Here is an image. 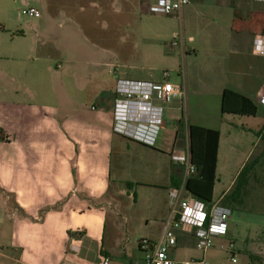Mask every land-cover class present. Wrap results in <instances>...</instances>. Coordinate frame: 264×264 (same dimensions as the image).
I'll list each match as a JSON object with an SVG mask.
<instances>
[{
    "label": "crops",
    "instance_id": "1",
    "mask_svg": "<svg viewBox=\"0 0 264 264\" xmlns=\"http://www.w3.org/2000/svg\"><path fill=\"white\" fill-rule=\"evenodd\" d=\"M33 1L23 0L24 6H33ZM155 1L135 0L134 4L140 12L141 7ZM116 2L110 0L111 5ZM190 4L197 9V19L204 24L198 35L203 31L210 39L204 41L201 36L203 40L199 45L189 50L192 55L188 56L193 59L191 75L195 84L201 87L196 91L197 98L209 93L206 96L214 97L221 106L224 90L232 89L253 99L259 108L256 116H233L257 118L264 110L259 102L264 93V1L190 0ZM78 5L71 4L70 8L77 9ZM103 5L100 0L91 7L102 15ZM73 9L68 16L63 14L66 18L61 37L53 36L50 41H43L41 47L33 48L34 57L30 59L43 63L27 69L25 79L17 81L0 70V261L8 260L12 264H102L105 258L112 257L114 240H111V251L104 249L109 216L120 215V200L125 197L132 198L134 206L140 201L138 188L136 190L129 185L132 181L122 177L123 170L129 167V161L125 159L128 151H136L144 158L154 157V163L143 159L142 167L155 168L159 180L163 173L162 183H140L153 189L150 194H157L148 200L147 208L154 210L153 225L160 226L159 232L147 239L156 240L161 235L169 213V190L175 188L172 176L184 179L183 169L172 160L175 149L181 148L187 140L177 135V112L168 114L175 118L174 126L171 124L172 139L166 125L159 145L155 147L113 132L114 92L109 91L106 81L99 77L104 67H110L116 80L115 65L102 59V50L88 41ZM79 10L82 13L83 9ZM220 24H224L222 42L217 41L218 34L214 33ZM36 35L38 37V33ZM189 39L195 41L194 36ZM257 39L262 40L261 51L256 50ZM52 40L56 46L48 47ZM186 53L183 52V59ZM17 54L20 52L15 50ZM55 56L64 61L57 66L61 70H54L50 65ZM16 58L9 56V59ZM58 74L74 76L79 82V94L69 93L66 77L56 94H41L44 91L38 87V81L46 75L58 77ZM230 115L225 114L215 127L208 125L212 123L207 119L194 125L221 133L213 199L217 181H222L220 172L233 166L234 175H226L231 181L217 199L232 210L233 206L245 201L243 194L231 193L251 153H240L242 148L235 136L240 132L252 133L254 129L227 120L225 116ZM263 134L264 130L259 141ZM115 154L120 157L118 175L113 173ZM160 159L166 161L164 165L159 163ZM180 188L185 189L183 181ZM260 212L264 214L263 210ZM231 218L232 213L229 221ZM227 234L217 238L212 249L217 245L216 241L224 247L222 243ZM245 244L249 261L250 256L264 251V241L260 237L246 239ZM137 248L139 250V245ZM193 249L194 238L179 234L178 247L172 256L180 250L192 253ZM124 253L128 264H141V258L129 257L126 250ZM191 258L196 257L192 255Z\"/></svg>",
    "mask_w": 264,
    "mask_h": 264
},
{
    "label": "rangeland",
    "instance_id": "2",
    "mask_svg": "<svg viewBox=\"0 0 264 264\" xmlns=\"http://www.w3.org/2000/svg\"><path fill=\"white\" fill-rule=\"evenodd\" d=\"M100 0H41L33 1V6L41 12L39 18H30L21 14V8L24 6L23 0H0V70L17 81L25 79V71L31 69L33 64H42L41 60H31L33 48L41 47L43 41H50L53 36L61 37L63 33L64 15H67L70 5L79 4L77 9L72 12L80 21V25L87 35L90 43L102 50V59L110 65H115L118 74L121 77L128 76L132 79L147 80L158 82L163 79L162 72L170 71L171 81L184 85L187 99L184 107L185 118L188 123L201 124L204 120H209L208 125L218 126L222 122L224 115L221 106L215 101L214 97L204 96L197 98L196 91L201 87L195 84L194 76L192 78V58L188 55L191 48L199 45L203 39L210 40L205 35H198L202 29L200 21L197 19V9L192 4H188L182 11L181 17L171 15H158L138 10L135 0H117L114 5L110 4V0H103L102 15H98V10L91 7L92 3H98ZM114 1V0H113ZM146 6L140 8L145 10ZM83 9L80 13L79 9ZM97 11V14H96ZM64 14V15H63ZM68 16V15H67ZM204 25V24H202ZM224 24H220L215 30L217 41H223ZM38 33V37L37 34ZM179 35L182 39L177 40V45H173L175 35ZM194 36L195 41H190L189 37ZM201 36L203 39H201ZM43 39V40H41ZM48 47L56 46L53 40L47 44ZM15 50L20 54L15 55ZM183 52H187L185 60ZM7 55V57L3 56ZM192 55V54H191ZM9 56H16V59H9ZM40 57V56H39ZM64 64L63 60H59L57 56L52 59L50 65L57 69L59 64ZM179 68L184 70L183 76L177 77L176 72ZM69 76V77H68ZM66 77V78H65ZM68 77V78H67ZM69 93L79 94V82L72 75H61L58 77L46 75L43 80L38 81L41 94H56L62 79ZM100 80L106 81L109 91L114 92L116 80L110 67H104V72L99 77ZM174 104L179 105L178 102ZM176 115V114H173ZM227 120H231L238 125L245 127H253L254 132L236 135L241 145L240 153L247 155L250 151L245 165V173L236 181L231 194H238V189L244 188L242 191L245 199L243 204L233 206L232 218L229 223V232L224 242V247H220L218 241L214 249L206 254L207 264H264V251L259 253L260 259L256 262H250L245 254L247 245L246 239L254 240L260 237L264 241V134L260 141L259 135L264 130V110L262 109L257 118L254 117H236L233 115L225 116ZM174 117L167 116V133L172 139ZM173 126H172V125ZM263 129V130H262ZM163 134L161 132L159 140ZM171 134V136H170ZM187 131L184 130L179 138L184 140L187 138ZM170 138L168 140H170ZM184 145L186 142L184 141ZM255 144V145H254ZM159 141L157 142V146ZM119 155L115 154L114 174L118 175ZM125 159L128 166L122 172V177L129 182V185L135 187L140 192L138 194L139 204L134 206L133 199L125 197L120 200L122 203L119 208L120 215H110L107 229L105 233V248L112 250L111 240H114L115 248L112 250V257L109 264H128L125 257V250L129 257L139 260L142 254L139 252L137 245L142 238L155 237L159 232V225H153L155 220L154 210L147 208L148 200L157 196L150 194L153 189L146 184L140 183H162L163 173L160 180L153 167H142L143 159L150 160L154 157H142L136 151L126 152ZM242 159V158H241ZM166 161L159 160L164 165ZM169 166V163H168ZM234 167L226 169L223 174L222 181H217L215 200H217L223 191L228 187L229 181L226 175H234ZM184 178V172H183ZM220 179V178H218ZM231 179V177L229 178ZM247 180V183H246ZM140 181V182H138ZM144 185L145 187H140ZM162 195V194H160ZM233 242L235 246V258L232 259V253L227 251L229 244ZM116 243V244H115ZM196 259L202 258V253L197 249H193L192 253L180 250L176 252L175 259ZM200 257V258H199ZM128 260H130L128 258ZM104 261V260H103ZM0 264H12L10 261H0ZM103 264V262H102Z\"/></svg>",
    "mask_w": 264,
    "mask_h": 264
},
{
    "label": "built area",
    "instance_id": "3",
    "mask_svg": "<svg viewBox=\"0 0 264 264\" xmlns=\"http://www.w3.org/2000/svg\"><path fill=\"white\" fill-rule=\"evenodd\" d=\"M189 3L190 0H156L148 4L142 12L181 17L183 9ZM21 14L30 18L41 16L40 10L33 6H23ZM173 39L175 40L173 45H177L176 41L182 37L176 34ZM255 47L261 51L262 40L257 39ZM113 71L117 74L112 108L113 132L128 140L155 147L167 125L169 112H177L178 122H184V130L188 135L186 144L175 149L172 160L183 169L185 184L195 173V166L191 162L189 124L184 113L187 99L184 85L171 81L170 71H163V79L158 82L121 77L117 68ZM175 72L177 77L184 78L182 68ZM175 102L179 105L174 104ZM259 102L264 108V93L260 96ZM168 203L169 213L163 222L160 237L156 240L146 238L139 242L141 264H207L206 254L214 247L215 240L227 234L232 210L223 205L222 200L208 203L190 195L184 188H171ZM179 234L194 238L195 249L202 253L201 259H175L172 256L178 247ZM234 248V243L231 242L227 251L232 253L235 262ZM103 264H109V259L105 258Z\"/></svg>",
    "mask_w": 264,
    "mask_h": 264
},
{
    "label": "trees",
    "instance_id": "4",
    "mask_svg": "<svg viewBox=\"0 0 264 264\" xmlns=\"http://www.w3.org/2000/svg\"><path fill=\"white\" fill-rule=\"evenodd\" d=\"M258 110L257 103L250 97L232 89L224 90L221 105L223 115L256 116ZM178 129L177 135L179 136L185 129L183 121L178 122ZM188 129L190 156L191 162L195 166V173L187 179L185 190L190 195L210 203L214 200L213 194L217 180L216 172L221 133L218 130L190 123ZM244 173L245 169L241 171L238 180ZM182 181V176L180 178L172 176L173 187L180 188ZM243 189H240L238 194H243ZM259 259L258 256H250L251 262L259 261Z\"/></svg>",
    "mask_w": 264,
    "mask_h": 264
}]
</instances>
